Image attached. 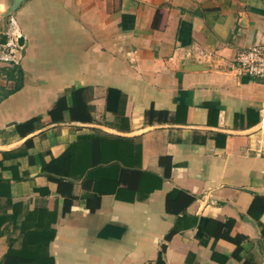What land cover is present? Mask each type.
Listing matches in <instances>:
<instances>
[{"label":"crops","instance_id":"0c3cea01","mask_svg":"<svg viewBox=\"0 0 264 264\" xmlns=\"http://www.w3.org/2000/svg\"><path fill=\"white\" fill-rule=\"evenodd\" d=\"M13 3L0 264H264V0Z\"/></svg>","mask_w":264,"mask_h":264},{"label":"built area","instance_id":"2783aa9c","mask_svg":"<svg viewBox=\"0 0 264 264\" xmlns=\"http://www.w3.org/2000/svg\"><path fill=\"white\" fill-rule=\"evenodd\" d=\"M19 49L20 45L16 40H0V79L6 78L2 64L4 62L15 61ZM235 64L251 76L264 79V44H254L238 51Z\"/></svg>","mask_w":264,"mask_h":264},{"label":"trees","instance_id":"16d2710c","mask_svg":"<svg viewBox=\"0 0 264 264\" xmlns=\"http://www.w3.org/2000/svg\"><path fill=\"white\" fill-rule=\"evenodd\" d=\"M3 72L6 74V77H8L9 79H13L15 84L13 87L2 89V93H1L2 98L20 89L23 84L22 70L19 67H17L16 64H14L10 69L3 68ZM66 108H67L66 100L65 97L62 96L58 99V101L56 102L54 108L50 111V113L52 114V117L57 118L59 113ZM237 244L239 245V242H237ZM214 257H217V253H214Z\"/></svg>","mask_w":264,"mask_h":264},{"label":"water","instance_id":"95a60500","mask_svg":"<svg viewBox=\"0 0 264 264\" xmlns=\"http://www.w3.org/2000/svg\"><path fill=\"white\" fill-rule=\"evenodd\" d=\"M24 0H14V3H13V5H12V10H15L20 4H21V2H23ZM23 39H22V37L18 40V43L19 44H22L23 42Z\"/></svg>","mask_w":264,"mask_h":264}]
</instances>
